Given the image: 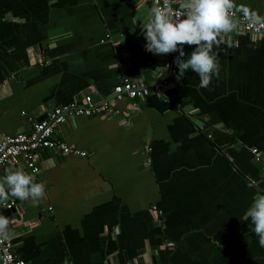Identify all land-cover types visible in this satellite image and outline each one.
Returning a JSON list of instances; mask_svg holds the SVG:
<instances>
[{"label": "crops", "instance_id": "1", "mask_svg": "<svg viewBox=\"0 0 264 264\" xmlns=\"http://www.w3.org/2000/svg\"><path fill=\"white\" fill-rule=\"evenodd\" d=\"M237 2L264 11L263 0ZM137 3L0 0V137L28 132L50 107L84 94L99 102L122 78L156 80L162 54L145 49L133 21L150 6ZM231 35L238 46L213 49L220 74L207 88L191 71L177 79V69L161 94L61 124L56 137L84 156L42 151L37 173L14 166L45 185L38 203L24 201L20 210L10 200L0 210L13 221L17 258L264 264V248L242 219L257 188L264 190V32Z\"/></svg>", "mask_w": 264, "mask_h": 264}, {"label": "clouds", "instance_id": "2", "mask_svg": "<svg viewBox=\"0 0 264 264\" xmlns=\"http://www.w3.org/2000/svg\"><path fill=\"white\" fill-rule=\"evenodd\" d=\"M144 2L138 0L136 8H141ZM174 5H178V10ZM138 21L146 51L152 54L179 52L174 61L178 68L177 79L189 71L194 72L199 77L200 88H207L213 77L219 78L221 66L214 48L238 46L231 34L244 26L257 32L264 29V16L237 0H154L143 16L133 22ZM185 45L194 46L190 54L185 53ZM254 186L248 185L249 188ZM44 197L45 185L34 182V177L23 169L10 167L0 175V210L7 208L10 200H31L36 204ZM242 219L249 223L259 246L264 248V190L257 188ZM12 223L0 211V244L14 238ZM9 259L0 257L4 264H8Z\"/></svg>", "mask_w": 264, "mask_h": 264}, {"label": "built area", "instance_id": "3", "mask_svg": "<svg viewBox=\"0 0 264 264\" xmlns=\"http://www.w3.org/2000/svg\"><path fill=\"white\" fill-rule=\"evenodd\" d=\"M145 3L151 6L154 0H145ZM174 8L178 10V5H174ZM260 15L264 16V11ZM238 32L256 36L264 32V29L257 32L255 29L244 26ZM184 51H186V45ZM178 55L179 52H174L159 56L162 61V73L150 83L139 79L128 80L122 78L111 88L108 95L99 102H92L90 95L84 94L79 103L50 107L45 114V118L31 122L28 132L2 135L0 146H3V150L0 151V168L4 166L14 167L22 163L30 172L37 173L39 171L37 158L42 151L84 156L83 151L67 145L63 140L56 137L57 128L68 118L76 116L114 114L117 112L113 105L114 102L144 99L161 94V90L166 84V78L177 72L178 68L174 61ZM250 150L254 154L255 160H259L258 153L253 148ZM12 206L13 202L9 201L8 207L5 209L9 210ZM151 209L160 215L161 211L155 206H151ZM3 256L10 257L8 264H26L24 260L14 255L10 241L0 244V257ZM0 264H4V261L0 260Z\"/></svg>", "mask_w": 264, "mask_h": 264}, {"label": "water", "instance_id": "4", "mask_svg": "<svg viewBox=\"0 0 264 264\" xmlns=\"http://www.w3.org/2000/svg\"><path fill=\"white\" fill-rule=\"evenodd\" d=\"M44 118H45V116H44ZM42 119H43V118H40V119H38V120H42ZM14 208H17V209L22 210V209L24 208V203L21 202V201H18V203L14 205ZM14 208H13V209H14Z\"/></svg>", "mask_w": 264, "mask_h": 264}]
</instances>
